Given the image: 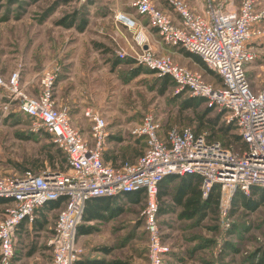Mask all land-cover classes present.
Wrapping results in <instances>:
<instances>
[{
	"label": "built area",
	"instance_id": "2783aa9c",
	"mask_svg": "<svg viewBox=\"0 0 264 264\" xmlns=\"http://www.w3.org/2000/svg\"><path fill=\"white\" fill-rule=\"evenodd\" d=\"M261 0H209L202 10L191 11L187 1L168 0L178 15L172 17L156 7L153 0H133L136 13L147 19V26L123 14L117 20L134 30L133 40L142 54L116 50L120 59L132 58L159 76H170L176 94L188 90L192 97L203 98L208 107L218 110L241 138L239 152L219 140H210L207 132L173 128L161 137L162 124L153 112L138 124L129 126L134 138L145 141V152L134 161L118 165L104 161L110 137L105 115L88 109L90 136L73 126L71 111L58 105L53 89L61 69L43 71L36 94L19 85L20 72L7 81L0 75V89L6 99L0 111L5 118L18 111L30 120L33 134H44L66 155L68 168L53 169L48 164L40 171L25 170L20 175L0 176V198L8 201L0 221V264H13L16 258L15 235L26 221L33 223L46 205L62 202L47 246L53 264H77L85 250L78 245L81 226L89 201L102 197H125L142 192L146 197L143 212L149 237L151 264H164L169 247L162 243L158 216L159 189L170 176L197 175L202 179V198L218 191V211L225 230L233 227V210L239 193L251 196L264 189V80L254 90L247 75V65L257 60V43L264 40V8ZM126 19L128 21H126ZM155 30L160 41L181 47L200 57L207 69L221 78L215 85L202 73L174 64L150 47L147 29ZM146 47V48H145ZM25 87V86H24ZM13 107H15L13 110ZM264 220V219H263ZM260 241L264 251V233Z\"/></svg>",
	"mask_w": 264,
	"mask_h": 264
},
{
	"label": "rangeland",
	"instance_id": "374dc122",
	"mask_svg": "<svg viewBox=\"0 0 264 264\" xmlns=\"http://www.w3.org/2000/svg\"><path fill=\"white\" fill-rule=\"evenodd\" d=\"M208 1L206 0L205 3L207 4ZM229 1L235 4L240 2V0ZM83 2L85 1L0 0V75L2 78L9 81L19 71L21 73L19 85L24 90L28 89L31 94H35L36 90L43 89L40 77L43 71L54 72L61 69L60 77L62 63L67 61L66 53H72L74 56L78 54L81 61L78 64L84 67L81 74L74 75L80 89V105L79 101L74 102L73 98L76 96L67 94L69 81L62 86L58 84L53 89L54 99L58 105H66L70 111L74 109L80 111L81 108L82 112L88 109L98 111L105 115L110 125L119 123L123 117L128 119L127 122L132 121L131 123L136 125L146 113L153 112L158 118L157 122L162 124L161 133L165 135L162 136L160 133L161 137H166L169 130L176 127L196 129L197 114L191 109H183V98L175 96V86H171L166 92H161L163 81L158 74L142 73L129 78L130 73L125 70L129 67H119L115 71L91 69L105 64L104 60L110 63L109 67L112 68V61L110 62L109 59L117 56V49L129 54L133 50L142 54L143 49L135 45L134 30H128L129 34L116 26L111 17L94 21L91 19L92 10L79 6ZM153 2L156 5L154 0ZM188 5L191 11L198 12L189 3ZM156 7L158 8L157 5ZM260 7L264 8V0L260 1ZM78 13V19L74 20L76 26L63 24L68 19L73 21ZM83 22L91 23L87 25ZM83 25L85 27L80 29ZM262 27L264 29V22ZM101 28L108 30L109 35L103 36L98 33L97 31ZM153 37L155 42L160 41L156 38L158 36L152 35V39ZM94 41L108 45L112 54L105 57L97 55L94 51L96 49ZM155 44L154 51L157 55L169 57L174 64L201 73L200 67L182 58L181 52L174 55L173 51L166 47L167 45L161 47ZM255 49L258 58L246 68L253 88L257 90L260 89L264 80V40L260 44L257 43ZM91 50L96 54L90 53ZM30 64L37 66L40 73L35 76L30 75L29 84L26 85L23 79L26 75L23 71L24 66ZM6 94L5 89H0V95L3 97L0 99V111L6 100L4 99ZM14 108L13 110H16ZM205 108L206 105L200 106L199 113L201 114ZM79 113L76 112L73 117L74 126L84 125ZM11 115L16 117L11 120L1 119L0 122V176L20 175L27 169L38 172L46 164L49 165L47 152L57 153L59 147L44 134L31 133L30 120L20 112L14 111L9 116ZM218 115H220L218 126H224V116L218 110H214L208 117L215 119ZM16 118L17 120H14ZM207 134L210 133L207 132ZM234 135H237V131L233 127L228 136L217 134L215 139L239 152L242 144L233 140ZM85 136L89 138L87 134ZM117 150L119 154L126 151L129 157L141 153H135L138 147L133 148L126 142L121 143ZM144 152L145 149L141 154ZM120 160L118 158L117 164L121 162ZM42 162L43 168L40 167ZM166 201L169 200L166 199ZM162 205L168 209L173 208L167 214L158 216L162 243L170 250V253L165 256L166 264H264V251L260 241L264 233V205L256 212L246 211L238 205L237 209L233 210L231 230H225L222 226L218 210L216 213L210 209L194 219H187L180 214L182 212H178L179 209L171 201ZM145 206V196H142L138 202L124 203L122 211L113 219L96 224L95 227L98 226L100 229L95 228L94 234L79 237L78 245L85 250L83 259L86 261L97 259L91 257L99 256L100 252L97 250L102 248L109 250L108 254L104 255L103 260L106 262L103 264H151L149 237L143 215ZM4 212L5 205H1L0 221L3 219ZM51 217L53 228L57 214L54 213ZM46 237H48L46 234L33 235V237L28 235L20 241L15 235L16 252L19 250L18 254L23 256L19 263L53 264L52 251L45 247L46 242L48 243L47 240L45 241ZM18 245L21 247L18 248Z\"/></svg>",
	"mask_w": 264,
	"mask_h": 264
},
{
	"label": "crops",
	"instance_id": "0c3cea01",
	"mask_svg": "<svg viewBox=\"0 0 264 264\" xmlns=\"http://www.w3.org/2000/svg\"><path fill=\"white\" fill-rule=\"evenodd\" d=\"M83 1H85V2L80 3L79 6H83L84 8L91 9L92 10L91 19H93L94 21L95 20L100 21V20H103L105 18L111 17L114 20L116 26L121 27L123 30H125L126 32L129 33V31H128L129 29L126 27V25L123 22L118 21L116 19V15L121 13L127 17H130L132 19H136V20L140 21L141 24L147 26V19L143 16L138 15L136 13L135 9L132 7L133 0H83ZM154 1L160 10H162L166 14L170 15L173 20H175V21L178 20V15L169 6L168 0H154ZM205 1L206 0H187V2L190 4V6L196 10L204 9L206 6ZM78 16H79V13L77 14V16L74 19L75 20L78 19ZM67 21H68V23H70L71 19H68ZM67 21H66V23H67ZM89 23H91V22H89ZM84 24H87V22H85ZM97 32L103 36L109 35L108 30H105V28H101V30H99ZM82 33H84V31ZM146 34L151 38L150 47L153 50L156 49L155 43L161 45V47L166 46V44L160 43L159 40H157L158 42L157 41L155 42L154 37L152 39V35L158 36L155 30H149V28H148ZM156 38H159V37H156ZM99 44H103V43H101L100 41H94V45L96 48L94 51H96L97 55H99V56L102 55V57L109 56L111 53L106 54L105 52H103V50L99 47ZM103 45H105V44H103ZM105 46L108 47V45H105ZM166 47L170 48V50L173 51L172 54L175 55V53L181 52L180 54L183 55L182 58L190 60V62H192L196 66L198 65V67H200V69H201V73L203 74L204 78L205 79L208 78V79H206V81H208L212 84H215V85L221 84V78L218 75L210 72L207 69L206 65L203 63V61L200 59V57H198L197 55H195L193 53L186 51L185 49H183L181 47H173V46H169V45H167ZM94 51L91 50L90 53L96 54ZM110 52H112V51L110 50ZM65 57H66L67 61L62 63V66H63L62 67V74L57 81V86H58V84L60 86H62L65 82L67 83L69 81V83H68L69 87H68V90L66 89V91H68L67 94H69V95L72 94V95L76 96L73 98L74 102H76V100L77 101L80 100V96H79L80 89L77 86V82L75 81L74 75L75 74H81L83 71L82 69L84 67H81L78 64V63H81V61L78 58V54L74 56L72 53L71 54L66 53ZM73 57H75V58H73ZM68 58H71V59L73 58V59L68 60ZM104 63L105 64H103V62H102L103 65H99V67L96 69H93L94 67H92L91 69L94 71H99V70L103 71V70H108V69H109V71H111V70L115 71L116 70V68H114V67L110 68L109 67L110 63L106 62L105 60H104ZM23 72H24V75H26V77H24L23 79L25 81V84L28 85L29 81H30L29 76L30 75L35 76V75L39 74L40 69H38L37 66L30 64V65L24 66ZM85 73L86 72H84V74ZM88 73H89V71H88ZM36 93H37V90H36L35 94ZM2 98L3 97L0 95V99H2ZM69 99H71V98H69ZM60 103H62V102H60ZM78 103L80 105V101ZM86 111L82 112V108L80 109V111H77L76 109H74V111H71L70 112L71 113V122L73 124V122H74L73 117L75 116V113L80 112L79 114L81 115V118L83 119L84 125H82V126H74L73 125V126L77 127V129H79L82 133L90 136V123H89V119L85 116ZM15 117H16V115H11V117L8 116L5 118H2L0 116V122H1V119H7L8 118L9 120H11L12 118H15ZM14 120H17V118ZM127 121H128V119H125L123 117V120L119 121V123H115L114 125L109 124L110 137H109V141L107 144L106 151L109 150L110 152L118 153V150H117L118 147L120 146L121 143H124V142L129 143V145H131L133 148L137 147L136 142H134V138L132 139L130 133H127V132H129V126L133 125V123H131L132 121L131 122H127ZM87 124H88V126H87ZM161 134H162V136L165 135L164 133H161ZM141 145H142V147H140V145H139L138 151H136L135 153H139V152L144 151V149H145L144 143L143 144L141 143ZM135 155H137V154H135ZM135 155L131 157V160H135L139 157V156L135 157ZM108 163L113 164L112 161H110ZM255 190H257V189H255ZM175 192H176L175 188L172 187V185H170V194L164 196L163 200H160V201L161 202L164 201V203L171 201V203L175 207H177V209H179L178 212H182L180 214H182V216L184 218H186V215L184 214V210H185L184 207L178 203L177 204L175 203V200L173 198V194ZM139 194H142V196L145 195L142 192H139ZM131 195H138V194L137 193L129 194L125 197H123V196L122 197H107V198L102 197V198L92 199L91 201L88 202L87 209L89 208V206L92 207V209H93L92 214H95V215L90 221L86 220L88 217L87 210H86L85 220H83L82 226H84L86 228L91 227L93 229L91 234H94L96 232L95 228L100 229V228H98V226L95 227L97 223H103V222L106 223V221H110V218L113 219L117 213L122 211L124 203L132 202L131 198L129 197ZM244 196L245 195L239 193L237 198H236V201H237L236 203L239 205V207H242L244 210H246L245 207L241 204V198ZM249 197H251L255 201L261 200V196L259 194H255V195L252 194ZM166 199L169 201H166ZM100 204H102L103 207H101ZM238 205H237V207H238ZM263 205H264V200L261 202L260 207H262ZM63 206H64V204L62 202L52 203V204L47 205L46 207H44L43 210L41 209L42 211H40V213L37 217V221H35L34 223H28L25 221L20 226L19 230L17 231L16 236H18L19 240L22 241L28 235L33 237V235L40 236V235L46 234V235H48V237H46L45 241L46 240L48 241V239L50 238L51 233H52V223H51L52 217L51 216H53L54 213H56L58 215V211ZM171 209H173V208L171 207ZM171 209H168L166 206H162L161 215L167 214L168 212H170ZM91 234H86V236L91 235ZM82 236H80V238ZM20 237H22V238H20ZM34 244H36V243H34ZM20 247H21V245H18V248H20ZM45 247L46 248L48 247L47 242L45 244ZM18 251L19 250H17V252H16L17 253L16 254L17 255L16 260H18L17 263L20 264L19 263L20 259H23V256L19 255ZM98 251L100 252V254L98 253L99 256L91 257V258H97V259H94V260L91 259V261H86L83 259V257L85 256V252H84V254L82 255V258L77 262V264H89V263H97V262L103 264L104 262H106L103 260V258H105L104 255L108 254L109 250L100 248L97 250V252ZM95 254H96V252H95Z\"/></svg>",
	"mask_w": 264,
	"mask_h": 264
},
{
	"label": "trees",
	"instance_id": "16d2710c",
	"mask_svg": "<svg viewBox=\"0 0 264 264\" xmlns=\"http://www.w3.org/2000/svg\"><path fill=\"white\" fill-rule=\"evenodd\" d=\"M75 19L71 21L70 23L64 22L63 24L66 26H71V24L75 25ZM85 22H83L84 24ZM76 26V25H75ZM85 26L83 25L80 27V29H83ZM99 47L105 52L106 54L111 53L110 48L106 47L103 44H99ZM110 62L112 61V65L114 68H119V67H126L129 69H125L127 73H130L129 78H134L136 76L141 75L142 73L145 74H150V75H156L157 72L154 70H150L144 66H136L135 61L132 58H126V59H120L118 56H115L114 59H109ZM161 80L163 81V89L161 92H166L168 91L171 86H175L177 88L176 83L173 81V79L168 76H159ZM175 96L177 98H183L182 102V107L184 110L191 109L193 110L197 116H196V121L197 122V128L194 129V131L197 134H202L203 132H208V137L210 140H217L215 139L217 134H222L223 136H228L230 131L232 130L233 126L228 125L224 123V126H218L219 125V120H220V115H218L215 119H212L208 116H210L215 109L208 107L207 102L203 98H197V97H192L189 93L188 90H184L179 92L178 94L175 93ZM206 105V108L203 110V112L200 114L198 109L200 106ZM222 114V113H220ZM235 139V142H241V138L237 135L233 136ZM47 138L50 140V137L47 135ZM133 139L134 137L131 136ZM52 142V141H51ZM134 142H136L137 147H142L141 143L146 146L145 141L142 138H134ZM230 144V143H229ZM142 153V152H141ZM137 154V155H142V154ZM48 160L47 162L53 169L59 168L60 170H66L68 168L67 165V160H66V155L62 151V149L58 148L57 153H50L47 152ZM118 158L123 160H131V156L127 155L126 151H123V153H115V152H110L107 150L104 152V161L105 162H110L112 161L114 165H118L117 160ZM134 161V160H131ZM44 162V161H43ZM43 162L40 164V167L42 166L43 168ZM39 171V170H38ZM201 183L202 179L200 176L197 175H186V176H170L168 177L165 181L161 183L160 189H159V202H160V210L162 209V204L163 203L160 200H163L164 196L170 194V185L175 188L176 192L173 194V198L175 200V203L180 204L184 207V214L186 215L187 219H194L197 217L199 214L207 212L210 209H212L214 212H218V202H219V194L218 191L213 192L210 194V196L206 199L203 200L202 198V191H201ZM138 195H131L129 196L132 200V202H138L140 198H142V194L137 193ZM259 194L261 196L260 201H255L251 197L244 196L241 198V204L245 207V209L249 212H256L258 208L260 207L261 202L264 200V189H257L253 191V195ZM145 196V195H143ZM138 198V199H137ZM237 201H235V206H234V211L237 209ZM8 203L7 200L0 198V206ZM47 206V205H46ZM45 206V207H46ZM101 207L102 204H100ZM88 204L85 209V214L87 210L88 217L86 220L90 221L95 214H92V207L89 206L87 209ZM44 208H42L43 210ZM40 210V211H42ZM40 211L37 213V217L40 213ZM215 213V214H216ZM85 214L83 220H85ZM161 214V211L160 213ZM37 221V220H36ZM92 228L91 227H84V226H79L77 236L78 238L82 235L86 234H91L92 233ZM17 257V256H16ZM1 258V256H0ZM17 258L14 259L13 264H18L16 260ZM166 260V259H165ZM164 260V264L165 263ZM89 264H101L99 262L97 263H89ZM168 264V263H167Z\"/></svg>",
	"mask_w": 264,
	"mask_h": 264
},
{
	"label": "water",
	"instance_id": "95a60500",
	"mask_svg": "<svg viewBox=\"0 0 264 264\" xmlns=\"http://www.w3.org/2000/svg\"><path fill=\"white\" fill-rule=\"evenodd\" d=\"M126 21H128V20L126 19Z\"/></svg>",
	"mask_w": 264,
	"mask_h": 264
}]
</instances>
